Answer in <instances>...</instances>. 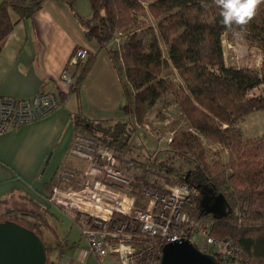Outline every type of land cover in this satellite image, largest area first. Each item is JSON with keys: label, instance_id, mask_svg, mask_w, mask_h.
Segmentation results:
<instances>
[{"label": "trees", "instance_id": "obj_1", "mask_svg": "<svg viewBox=\"0 0 264 264\" xmlns=\"http://www.w3.org/2000/svg\"><path fill=\"white\" fill-rule=\"evenodd\" d=\"M43 1L0 0V45L14 26L30 17ZM89 1L92 22L87 24L79 17L87 40L96 39L102 48L117 33L125 32L114 54L122 62L132 101L121 105L124 117L120 121L107 125L102 120L74 114L75 134L96 138L116 152L133 156L136 152L130 140L133 131L146 121L160 97L175 90L188 128L174 132L168 144L172 156L186 159L188 169L157 159L154 163L166 170L172 183L189 186L191 205L187 208L192 217L212 220L215 238H232L240 249L237 264H264V134L244 138L239 126L249 113L264 110V4L244 31V35L260 43L261 63L258 68H252L226 65L222 35L227 30L220 23V10L213 0ZM145 8L156 20L155 29L149 32L132 28L135 14ZM162 43L167 46L168 56L163 55ZM93 61L94 55L87 50L86 58L75 65L72 90L78 89ZM170 66L180 77L179 83L163 76ZM253 89L259 92L250 95ZM195 132L220 143L227 151V158L217 156L209 161L206 148ZM58 181L59 178L54 180L50 193ZM208 191L226 198L230 204L226 215L217 218L202 211L200 200ZM19 214L38 220L33 223L35 227L53 229L38 210L9 209L0 213V220ZM217 259L221 264L220 258Z\"/></svg>", "mask_w": 264, "mask_h": 264}, {"label": "crops", "instance_id": "obj_2", "mask_svg": "<svg viewBox=\"0 0 264 264\" xmlns=\"http://www.w3.org/2000/svg\"><path fill=\"white\" fill-rule=\"evenodd\" d=\"M77 2L44 0L0 45V94L19 98L51 91L60 99L48 114L0 133V213L47 208L52 214L59 212L71 226L72 219L51 204L48 195L63 164L85 166L84 160L69 152L76 131L73 115L81 113L107 125L113 123L110 115L121 114L124 87L128 90L130 84L127 80L124 84L122 62L114 54L118 45L113 42L100 48L96 39L85 38ZM79 47L93 54L94 61L78 89L72 90L60 73ZM129 92L132 101L131 86ZM57 237L60 243L55 239L47 264H120L114 254L99 262L80 238Z\"/></svg>", "mask_w": 264, "mask_h": 264}, {"label": "built area", "instance_id": "obj_3", "mask_svg": "<svg viewBox=\"0 0 264 264\" xmlns=\"http://www.w3.org/2000/svg\"><path fill=\"white\" fill-rule=\"evenodd\" d=\"M117 34L113 40L118 45ZM86 56V48L75 49L61 70V79L70 87L72 67ZM59 104L51 91L19 98L0 94V133L46 115ZM69 152L86 165L63 164L48 200L78 226L99 262L114 254L120 264H159L165 243L187 238L194 244L197 236L203 239L202 251L219 257L221 264H237L239 247L230 236L215 238L212 220L191 216L189 186L172 183L166 170L154 163L156 157L122 154L80 133L74 135Z\"/></svg>", "mask_w": 264, "mask_h": 264}, {"label": "rangeland", "instance_id": "obj_4", "mask_svg": "<svg viewBox=\"0 0 264 264\" xmlns=\"http://www.w3.org/2000/svg\"><path fill=\"white\" fill-rule=\"evenodd\" d=\"M77 1L78 2L75 7L82 15L83 20L87 24L91 23L92 21L90 22V19L92 10L90 1ZM135 16L136 22L133 23L134 25H132V28L143 29L147 32L151 31V28L155 29L156 20L152 18L147 8H145L144 11L137 12ZM124 36L125 32L122 34H117L118 40H121ZM113 42L117 44L116 40L111 41L110 44L113 45ZM162 50L163 55L168 56L167 46H165L163 43ZM222 50L226 65L239 67L249 66L252 68H258L260 66L262 59L260 43L257 39L250 35L243 34L242 38H236L231 32H224L222 35ZM163 76L175 83H179L181 81L177 72L171 66L164 70ZM124 81V84H126V79H124ZM129 88L130 86H128L127 90L124 87L123 103L131 102ZM258 92L259 89H253L251 90L250 95ZM123 117L124 114L121 111L119 117L110 115L109 118L111 122H114L121 120ZM239 126L242 129V135L244 138L256 137L264 134V110H257L249 113L245 116L244 120L239 123ZM187 128L188 122L178 105L177 92L175 90H170L156 101L146 121L142 125L139 124L133 131L130 137V140L134 144L136 150L133 156L139 157L141 159H146V157H156L158 161H168L173 163L175 167H179L182 170H187L189 163L185 158H182L178 155L172 156L173 152H171L168 144L174 132ZM190 129L195 131L193 128ZM195 133H197L204 144L206 148L207 159L209 161H212L217 156H221L223 160L227 158V151L220 143L203 138L200 134H198V132ZM170 156L172 157L170 158ZM83 165H86L85 161H83ZM42 212L44 213L45 220L51 224L54 230L42 226L35 227L33 226V223L38 222V220L29 216L23 217V215L20 214L3 218L1 220L11 219L33 230L49 247L47 252L48 255L50 250H53L54 246L56 245L54 232H57L60 238H70V240L72 238H80L85 241L84 237L80 233V230L78 229V226L74 223L69 226L68 222H64L62 220L59 212L52 211L54 212V214H52L48 209L45 211L43 209ZM193 241L195 246L198 248L202 247L203 239L196 236L193 238Z\"/></svg>", "mask_w": 264, "mask_h": 264}, {"label": "water", "instance_id": "obj_5", "mask_svg": "<svg viewBox=\"0 0 264 264\" xmlns=\"http://www.w3.org/2000/svg\"><path fill=\"white\" fill-rule=\"evenodd\" d=\"M200 204L205 214L217 218L230 209L222 194L210 191L203 193ZM46 259V245L33 230L11 219L0 220V264H45ZM159 264H219V261L214 254L183 238L162 246Z\"/></svg>", "mask_w": 264, "mask_h": 264}, {"label": "clouds", "instance_id": "obj_6", "mask_svg": "<svg viewBox=\"0 0 264 264\" xmlns=\"http://www.w3.org/2000/svg\"><path fill=\"white\" fill-rule=\"evenodd\" d=\"M213 4L220 10L223 27L234 37L242 38L264 0H213Z\"/></svg>", "mask_w": 264, "mask_h": 264}]
</instances>
